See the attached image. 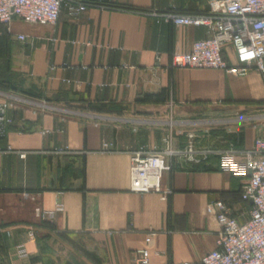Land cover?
Here are the masks:
<instances>
[{
	"label": "crops",
	"instance_id": "crops-1",
	"mask_svg": "<svg viewBox=\"0 0 264 264\" xmlns=\"http://www.w3.org/2000/svg\"><path fill=\"white\" fill-rule=\"evenodd\" d=\"M80 1L97 5L70 15L62 4L53 25L0 26L13 75L10 88H0L10 121L0 138V264H133L149 232V264H200L218 230L205 205L221 200L245 222L243 180L221 172L216 157H174L161 200L129 191V154L163 149L168 127L172 149L249 148L264 136V71L169 66L205 30L150 12L204 13L209 0ZM35 207L53 216L38 221Z\"/></svg>",
	"mask_w": 264,
	"mask_h": 264
},
{
	"label": "built area",
	"instance_id": "built-area-1",
	"mask_svg": "<svg viewBox=\"0 0 264 264\" xmlns=\"http://www.w3.org/2000/svg\"><path fill=\"white\" fill-rule=\"evenodd\" d=\"M62 4L70 15L97 5L80 0H0V26L9 32L14 19L24 24L53 25ZM150 15L174 27H203L205 30V37L194 41L188 52L170 56L171 68L218 70L232 76H243L250 71L261 74L264 71V0H209L204 13L185 14L166 10L150 12ZM15 39L22 42L24 36L16 35ZM227 48L230 49L229 61L223 57ZM8 106L7 102L0 103V138L10 123L5 118ZM169 129L162 139L163 149L152 147L130 152L129 191L151 192L165 200L170 191L161 188L160 180L163 173L169 170V159L181 157L198 164L209 156L216 157L221 172L243 180L239 188L240 198L250 202V210L247 220L238 223L221 200L205 205L204 216L213 218L218 230L215 248L201 257L200 264H264V136L256 137L249 148L241 150L195 149L191 142H187L182 149H172ZM5 152H10V148H6ZM18 157L23 158L24 154H18ZM34 213L38 221L53 216L52 212H45L39 207H35ZM153 236V232L145 235V247L138 250V258L133 264H149L146 246ZM26 239L34 240L31 229L27 230ZM18 255L25 256L22 247L18 248ZM176 264L190 263L183 261Z\"/></svg>",
	"mask_w": 264,
	"mask_h": 264
},
{
	"label": "rangeland",
	"instance_id": "rangeland-1",
	"mask_svg": "<svg viewBox=\"0 0 264 264\" xmlns=\"http://www.w3.org/2000/svg\"><path fill=\"white\" fill-rule=\"evenodd\" d=\"M11 41L10 39L5 35V31L0 28V76H1V69L5 64V61L7 60V80L8 83L11 84V79L13 77L11 70H10V53H9V45H10ZM4 44V46H3ZM4 48V52H3V48ZM54 264H58V260L55 258L54 259Z\"/></svg>",
	"mask_w": 264,
	"mask_h": 264
},
{
	"label": "trees",
	"instance_id": "trees-1",
	"mask_svg": "<svg viewBox=\"0 0 264 264\" xmlns=\"http://www.w3.org/2000/svg\"><path fill=\"white\" fill-rule=\"evenodd\" d=\"M6 35V34H5ZM7 36V35H6ZM8 37V36H7ZM4 46V44H3ZM5 47V46H4ZM3 48V47H2ZM3 52H4V48H3ZM7 60L5 61V64L4 66L2 67L1 69V76H0V88H3V89H9L10 88V84L8 83V80H7Z\"/></svg>",
	"mask_w": 264,
	"mask_h": 264
}]
</instances>
